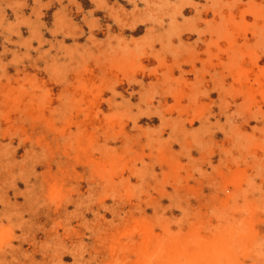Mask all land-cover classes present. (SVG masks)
I'll list each match as a JSON object with an SVG mask.
<instances>
[{
	"label": "rangeland",
	"instance_id": "obj_1",
	"mask_svg": "<svg viewBox=\"0 0 264 264\" xmlns=\"http://www.w3.org/2000/svg\"><path fill=\"white\" fill-rule=\"evenodd\" d=\"M0 264H264V0H0Z\"/></svg>",
	"mask_w": 264,
	"mask_h": 264
},
{
	"label": "bare ground",
	"instance_id": "obj_2",
	"mask_svg": "<svg viewBox=\"0 0 264 264\" xmlns=\"http://www.w3.org/2000/svg\"><path fill=\"white\" fill-rule=\"evenodd\" d=\"M34 101L36 102V96L34 97Z\"/></svg>",
	"mask_w": 264,
	"mask_h": 264
}]
</instances>
